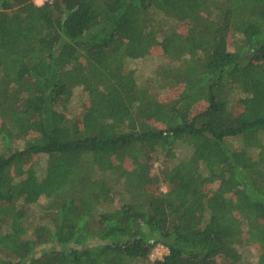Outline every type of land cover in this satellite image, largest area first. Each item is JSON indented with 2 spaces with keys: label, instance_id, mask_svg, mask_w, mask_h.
Listing matches in <instances>:
<instances>
[{
  "label": "trees",
  "instance_id": "16d2710c",
  "mask_svg": "<svg viewBox=\"0 0 264 264\" xmlns=\"http://www.w3.org/2000/svg\"><path fill=\"white\" fill-rule=\"evenodd\" d=\"M159 244L264 264V0H0V264Z\"/></svg>",
  "mask_w": 264,
  "mask_h": 264
},
{
  "label": "rangeland",
  "instance_id": "374dc122",
  "mask_svg": "<svg viewBox=\"0 0 264 264\" xmlns=\"http://www.w3.org/2000/svg\"><path fill=\"white\" fill-rule=\"evenodd\" d=\"M45 1L46 0H36L37 4H39V5L43 4ZM231 49H232V47H231ZM158 61H159V59L155 58V57H148V58H144V59L134 60V61L129 62L128 68L136 70L139 76L146 78V77L151 76V74L154 71V68H155ZM75 91H76V94H75L74 98L72 99L71 104L69 105V110L72 114H74L76 112L78 106L82 103V100L85 99V97H86V96H84V94L82 93V91L80 89H77ZM43 161L44 160L38 161V163H40L42 165ZM153 164H154L153 165L154 166L153 167V173L159 174V171L161 168V162L155 161ZM162 189L167 190L168 189L167 184H163ZM250 252H251L249 255L250 260H256V250L253 247H251ZM152 254H155V255L152 256ZM166 254H168V248L159 244L152 251V253L149 256V259H148V261H146V263L151 264L156 259H162Z\"/></svg>",
  "mask_w": 264,
  "mask_h": 264
},
{
  "label": "built area",
  "instance_id": "2783aa9c",
  "mask_svg": "<svg viewBox=\"0 0 264 264\" xmlns=\"http://www.w3.org/2000/svg\"><path fill=\"white\" fill-rule=\"evenodd\" d=\"M155 254H152V256H154Z\"/></svg>",
  "mask_w": 264,
  "mask_h": 264
}]
</instances>
